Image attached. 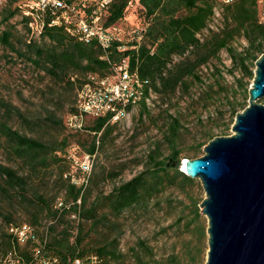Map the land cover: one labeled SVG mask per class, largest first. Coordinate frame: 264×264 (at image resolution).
<instances>
[{"label": "trees", "instance_id": "16d2710c", "mask_svg": "<svg viewBox=\"0 0 264 264\" xmlns=\"http://www.w3.org/2000/svg\"><path fill=\"white\" fill-rule=\"evenodd\" d=\"M25 1L6 0L0 10V27L5 23L9 27L0 31V42L50 78L52 91H44L43 96H49L54 107L59 89L70 90L75 97L63 119L57 108L43 106L46 114L28 115L0 96V259L15 248L30 261L34 250L41 247L50 258L49 264H76L77 258L82 259L80 264H205L208 220L200 208L203 186L180 168L181 118L165 109L163 138L146 155L143 170L113 185L109 192L98 189L95 195V189L107 177L104 169L97 171V156L115 142V132L125 118L112 121V113L99 117L84 114V127L76 131L70 130L65 120L78 112L79 90L92 82L90 77H109L123 61L144 82L142 99L126 107L130 112L138 107L140 118L150 115L146 99L152 92L163 101L187 93L193 81L202 82L200 71L208 66L216 81L205 91L208 99L212 93H225L229 107L205 131L194 153L185 156L199 157L202 148L216 136L215 129L228 130L236 114L248 105L255 61L264 53V0H236L225 5L218 29L210 27L218 0H136L141 25L133 29L142 31L140 37L131 40L125 34L124 19L133 0H112L103 24L120 26L123 39L114 41L107 50L97 39L80 40L65 23L51 24L53 16L49 12L42 32L34 34L31 18L22 10ZM63 1L80 5L83 0ZM13 18L21 25V37L14 32L17 25L10 23ZM224 51L234 68L231 71L240 73L235 84L242 91L241 100H232L228 85L223 83L220 65L224 66ZM219 119L221 124H217ZM164 144L171 150L168 155L162 151ZM74 147L79 154L94 157L92 171L83 184L72 181L70 151ZM74 174L79 176L81 171ZM50 188L55 192L51 194ZM175 190L189 197L190 211L188 215L179 214L162 230L173 229L179 237L187 231L190 237H180L178 246L162 256L144 238L124 251L122 240L129 216L149 213L171 202L170 194ZM23 224L34 228V236L20 244L10 228ZM92 233L96 238L87 241ZM93 255L98 256V262L91 260Z\"/></svg>", "mask_w": 264, "mask_h": 264}, {"label": "rangeland", "instance_id": "374dc122", "mask_svg": "<svg viewBox=\"0 0 264 264\" xmlns=\"http://www.w3.org/2000/svg\"><path fill=\"white\" fill-rule=\"evenodd\" d=\"M5 5L6 0H0V10H3ZM139 14L138 3L133 0L124 19L125 34L141 25ZM1 17L2 14L0 13V19ZM10 23L17 25L14 32L16 37H21L23 31L21 25L17 24V19L13 18ZM7 27H9L8 24H2L0 31ZM14 40L17 42L16 38ZM221 56L224 63V66L220 65L224 75L223 83L228 85L232 100H241L242 91L235 84L240 73L237 70L231 71L234 68L227 52H222ZM43 75L42 72L34 69L28 60L16 56L14 52L0 42V96L21 107L28 115L39 114L42 116L46 114L45 107H49L50 109L57 108V114L64 119L73 104L75 94L67 89H59V100L54 107L48 101L49 96H43L44 91H52L50 78L43 77ZM200 75L202 82L193 81L189 92L178 93L165 101L156 95L150 104V115L140 118V110L136 107L131 111L129 117L118 125L115 132L117 137L115 142L109 144L106 151L97 156V171L104 169L107 177L95 189L94 195L98 189L109 192L113 185L128 180L143 170L146 155L163 138L166 121L165 109L181 118L183 128L178 142V147L181 149V162L187 159L185 156L194 153L205 131L212 128L214 123L216 124L215 120L216 117L220 116V112L226 111L229 107V100H227L225 93H212V97L208 99L205 91L210 90L209 86L216 83L212 70L208 66H204ZM215 89H218L217 84ZM261 102L264 103V99ZM227 120L228 118H226ZM222 122L219 119L217 124ZM15 123L16 127H20L17 122ZM232 125L224 131L222 128H216V136L233 134ZM25 131L29 132L27 128ZM162 151L168 155L171 150L168 145L164 144ZM202 155H204V148H202L200 156ZM115 172L118 175H115ZM49 185L52 186L53 182H50ZM50 192L51 194L54 193L55 189L50 188ZM170 195L172 196L171 202H164L163 205L156 206L149 213L129 216L126 221V233L122 240L124 251L132 247L138 238H144L154 247L157 255L162 256L170 253L174 247L178 246L180 237H190V233L187 231L181 232L182 235L179 237V234L173 229L162 230L163 227L170 225L179 214L185 212V215H188L190 211L187 208L189 197L185 193L175 190ZM200 195L205 197L204 189ZM94 238H96V234L92 233L87 241Z\"/></svg>", "mask_w": 264, "mask_h": 264}, {"label": "water", "instance_id": "95a60500", "mask_svg": "<svg viewBox=\"0 0 264 264\" xmlns=\"http://www.w3.org/2000/svg\"><path fill=\"white\" fill-rule=\"evenodd\" d=\"M255 66L248 105L236 114L233 134L215 136L204 155L180 164L205 191V264H264V53Z\"/></svg>", "mask_w": 264, "mask_h": 264}, {"label": "built area", "instance_id": "2783aa9c", "mask_svg": "<svg viewBox=\"0 0 264 264\" xmlns=\"http://www.w3.org/2000/svg\"><path fill=\"white\" fill-rule=\"evenodd\" d=\"M112 0H83L80 5L66 3L63 0H26L22 4L23 13L30 17V27L34 34L39 35L45 25V16L49 12L53 19L51 24L65 23L68 31L76 35L80 40L89 42L97 39L104 50L111 44L123 39L122 29L118 25L106 26L103 24L104 12ZM236 0H218L215 7L214 22L210 27L218 29L221 19V11L225 5ZM133 1H130L129 5ZM142 29H131L128 31V40L133 37H140ZM122 47V46H120ZM92 82L85 84L78 93V112L66 117V125L72 131L80 130L84 127V114L102 116L112 113V121L128 118L130 111L126 109L129 104H136L143 97L144 82L136 72H132L127 61L114 67L113 75L97 79L90 77ZM156 95L152 92L151 97L146 101L150 105ZM134 109V108H133ZM73 160L74 170L71 174L72 181L83 184L89 177L94 157L90 154H79L77 147L70 151ZM80 170L81 175L74 174ZM80 202V200H79ZM10 232L16 237L20 244H25L34 236V228L29 224L13 226ZM93 262H98V256H91ZM50 258L40 247L34 250L33 259L27 261L13 248L1 259L0 264H49ZM82 259L77 258L76 264H80Z\"/></svg>", "mask_w": 264, "mask_h": 264}]
</instances>
